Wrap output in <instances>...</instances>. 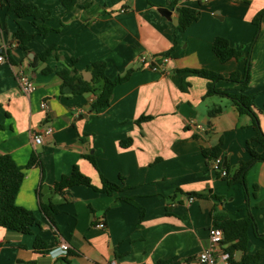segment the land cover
<instances>
[{
    "label": "crops",
    "instance_id": "1",
    "mask_svg": "<svg viewBox=\"0 0 264 264\" xmlns=\"http://www.w3.org/2000/svg\"><path fill=\"white\" fill-rule=\"evenodd\" d=\"M32 1L52 12L47 24L54 32L32 39L29 52L15 34L19 25L36 33L32 18L9 13L7 0L0 4V43L10 50L0 63V155H11L24 168L17 204L38 222L29 234L0 227V264H200L219 211L235 220L252 215L264 235V162L249 170L245 190L229 186L203 152L220 147L222 167L231 172L251 161L249 147L262 154L252 119L227 96L207 97L209 82L186 73L204 69L227 78L243 74L249 59L246 93L255 95L264 132V19L258 36L254 23L264 0H178L174 8L169 5L177 0H79L70 11L62 0ZM182 7L200 14L185 31L177 29ZM161 8L171 10V18ZM218 37L241 51V59L222 63L213 51ZM50 47L54 53L35 64V56ZM98 61L107 64L110 79L133 73L115 89L111 105L94 112L96 96L73 95L58 73L75 70L92 82L88 67ZM20 75L34 82L30 95L21 90ZM217 88L240 93L233 83ZM219 106L222 113L210 117ZM142 116L152 119L138 125ZM48 128L53 132L45 144L35 145L34 136ZM87 156H94L97 167ZM32 157L37 164L28 168ZM75 166L94 187L102 188L103 176L121 191H56ZM191 193L204 196L191 200ZM50 203L59 210L54 222L42 210ZM248 235L247 255H260L258 264H264V241L253 228ZM38 238L48 249L36 247ZM64 243L66 253L59 248ZM243 255L238 251L233 258L240 262Z\"/></svg>",
    "mask_w": 264,
    "mask_h": 264
},
{
    "label": "trees",
    "instance_id": "2",
    "mask_svg": "<svg viewBox=\"0 0 264 264\" xmlns=\"http://www.w3.org/2000/svg\"><path fill=\"white\" fill-rule=\"evenodd\" d=\"M79 0H62L63 6L68 10H72ZM178 0L171 3L170 7H176ZM0 4L3 3L0 0ZM8 12L14 13L18 18H32V25L37 29L34 34L29 33L23 26L19 25V29L15 34L16 39L20 42V47L25 51L29 52L28 44L36 36L46 37L54 29L51 28L47 22L51 19L52 12L50 10L40 11L38 6L32 0H7ZM179 11V24L177 29L179 31L187 30L194 22L199 19V12L195 9L189 7H182L177 9ZM264 19V10L259 12L254 18V23L257 25L258 31L256 36H258L261 30V23ZM178 45L175 42L174 47ZM55 47H50L41 54L35 56V64L38 61H46L47 58L54 53ZM174 48L165 53L164 55L169 57ZM213 51L217 58L222 63H227L232 59L240 60L242 52L233 48L230 42L223 37H218L213 43ZM10 55V50L7 49L6 56ZM10 58V56H9ZM13 62L12 59H10ZM107 64L103 61H98L92 63L88 70L93 74L92 82L85 81L82 77L78 76L77 71L74 70L72 73L69 70H63L58 73L64 82V85L71 89V92L75 96L92 93L96 96V101L92 104L91 110L98 112L100 109L107 108L111 105L113 94L115 89L127 82L131 77L133 71L130 70L124 76H118L115 79H110L106 75ZM51 70L46 69L44 73L47 74ZM188 74H193L197 77L207 80V97L220 95L229 97L238 112L241 115H247L252 119L253 127L257 132L256 141L259 142L264 147V132L261 128V123L259 116L254 111L255 106V95L247 94L246 91L249 87L251 79V66L250 60H247L246 69L243 74L233 73L229 77L221 76L215 72L209 70H190L186 71ZM220 82L233 83L237 85V90L240 92L238 94L225 93L223 90L217 88V84ZM223 108L221 106L213 108L209 112L210 117H215L221 114ZM150 116H142L137 120V124L141 125L143 122L151 120ZM132 140L123 141L121 146L128 147ZM250 154L252 156L251 161L242 162L238 166L237 170L231 172L229 167L225 168L227 171V177L224 180L228 182L229 186L235 184H241L246 190V176L252 166L257 162H264V152L258 154L253 149L249 147ZM204 155L208 158L211 163L222 155V150L220 147H216L209 150H204ZM87 159L97 167V162L94 156H87ZM37 164V159L32 157L28 168H31ZM25 178L24 168L19 166L16 160L8 154L0 155V227H4L9 230L29 234L31 232V227L37 224L38 220L36 215L17 204V198ZM102 188H96L92 185V181L89 177L84 175L79 167L75 166L72 173L69 176H65L62 180L55 185V189L58 192H63L68 188L75 186H88L95 188L99 192L106 193L108 195H113L121 191V187L107 178L102 176ZM190 199L195 197H203L204 195L191 193ZM127 202H132L130 199L123 198ZM135 204V203H134ZM42 210L44 214L54 222V215L59 212L58 207L52 203L47 205H42ZM143 216V214H142ZM214 226L220 228L224 232V246L227 245L225 251L230 254L231 264H258L260 255H247V247L249 242V229L253 228L255 230L256 236L264 241V235L259 234L257 229V224L253 216H249L244 220H235L230 217L226 212L219 211L214 217ZM36 247L48 249L46 244L38 238L36 240ZM238 251L244 253L243 258L240 262H236L233 258L234 254Z\"/></svg>",
    "mask_w": 264,
    "mask_h": 264
},
{
    "label": "built area",
    "instance_id": "3",
    "mask_svg": "<svg viewBox=\"0 0 264 264\" xmlns=\"http://www.w3.org/2000/svg\"><path fill=\"white\" fill-rule=\"evenodd\" d=\"M127 9H123L122 12H125ZM6 47H2L0 43V63L6 61ZM169 59V57H166V61ZM145 59H143V62ZM19 85L21 90L27 94L30 95L35 89L36 86L34 82L27 76L25 75H20L19 76ZM43 107H46L44 104ZM53 132V129L48 128L44 133L42 134H37L34 136V144L35 145H44L46 142V137L51 135ZM222 159L217 158L214 162H212L211 168L214 172L219 173L221 177H227V171L222 167ZM193 200V199H191ZM105 223H101L99 225L100 228H105ZM224 232L222 229L217 228L213 226L210 229L209 232V247L208 249L202 251L200 255L198 256V261L200 264H231V257L230 254L227 253L225 250L221 251V245L223 244L224 241ZM60 251L62 253H66L67 250L69 249V245L67 243L61 244L59 247ZM106 264H118L116 260H112Z\"/></svg>",
    "mask_w": 264,
    "mask_h": 264
},
{
    "label": "water",
    "instance_id": "4",
    "mask_svg": "<svg viewBox=\"0 0 264 264\" xmlns=\"http://www.w3.org/2000/svg\"><path fill=\"white\" fill-rule=\"evenodd\" d=\"M160 13L168 18H171V15H172V11L167 8H161Z\"/></svg>",
    "mask_w": 264,
    "mask_h": 264
}]
</instances>
